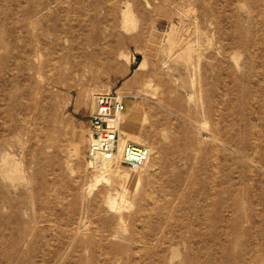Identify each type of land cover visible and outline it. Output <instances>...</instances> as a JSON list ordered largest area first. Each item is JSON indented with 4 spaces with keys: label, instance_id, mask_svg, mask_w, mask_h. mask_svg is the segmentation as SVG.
<instances>
[{
    "label": "rangeland",
    "instance_id": "rangeland-1",
    "mask_svg": "<svg viewBox=\"0 0 264 264\" xmlns=\"http://www.w3.org/2000/svg\"><path fill=\"white\" fill-rule=\"evenodd\" d=\"M0 264H264V0H0Z\"/></svg>",
    "mask_w": 264,
    "mask_h": 264
},
{
    "label": "built area",
    "instance_id": "built-area-1",
    "mask_svg": "<svg viewBox=\"0 0 264 264\" xmlns=\"http://www.w3.org/2000/svg\"><path fill=\"white\" fill-rule=\"evenodd\" d=\"M125 109L124 96L116 90H98L94 93L86 152L93 166H125L136 169L147 164L151 148L128 136L124 128Z\"/></svg>",
    "mask_w": 264,
    "mask_h": 264
},
{
    "label": "bare ground",
    "instance_id": "bare-ground-1",
    "mask_svg": "<svg viewBox=\"0 0 264 264\" xmlns=\"http://www.w3.org/2000/svg\"><path fill=\"white\" fill-rule=\"evenodd\" d=\"M128 12H129V11H128V9H127L124 13H125V14H128ZM144 61H145V59H144ZM145 63H146V62H145ZM143 65H144V62L141 63L139 67H141V66H143ZM124 113H125V111H124ZM124 113H123V117H124ZM155 153H156V152H155ZM136 169H137V168H136ZM106 171H107V167L105 166V167H104V170L102 171L103 174H100L99 176H97V177H96V181H100V180H102L103 178L105 179V177H106L105 172H106ZM96 181H95V182H96Z\"/></svg>",
    "mask_w": 264,
    "mask_h": 264
}]
</instances>
